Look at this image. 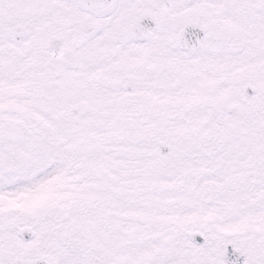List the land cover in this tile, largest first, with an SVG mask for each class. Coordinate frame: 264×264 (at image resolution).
<instances>
[{
	"label": "snow or ice",
	"instance_id": "obj_1",
	"mask_svg": "<svg viewBox=\"0 0 264 264\" xmlns=\"http://www.w3.org/2000/svg\"><path fill=\"white\" fill-rule=\"evenodd\" d=\"M0 264H264V0H0Z\"/></svg>",
	"mask_w": 264,
	"mask_h": 264
}]
</instances>
